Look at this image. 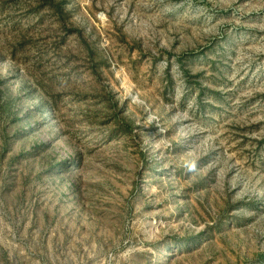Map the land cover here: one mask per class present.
Wrapping results in <instances>:
<instances>
[{"label":"rangeland","instance_id":"374dc122","mask_svg":"<svg viewBox=\"0 0 264 264\" xmlns=\"http://www.w3.org/2000/svg\"><path fill=\"white\" fill-rule=\"evenodd\" d=\"M0 264H264V0H0Z\"/></svg>","mask_w":264,"mask_h":264}]
</instances>
